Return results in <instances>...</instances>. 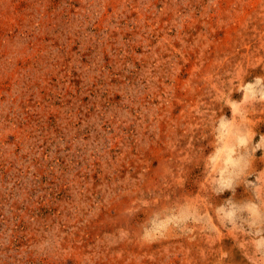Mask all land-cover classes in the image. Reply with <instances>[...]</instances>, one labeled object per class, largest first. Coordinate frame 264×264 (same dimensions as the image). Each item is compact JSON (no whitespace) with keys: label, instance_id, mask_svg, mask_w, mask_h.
I'll return each mask as SVG.
<instances>
[{"label":"rangeland","instance_id":"1","mask_svg":"<svg viewBox=\"0 0 264 264\" xmlns=\"http://www.w3.org/2000/svg\"><path fill=\"white\" fill-rule=\"evenodd\" d=\"M0 264H264V0H0Z\"/></svg>","mask_w":264,"mask_h":264}]
</instances>
